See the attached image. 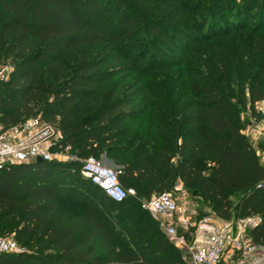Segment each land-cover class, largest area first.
<instances>
[{
  "label": "trees",
  "instance_id": "obj_1",
  "mask_svg": "<svg viewBox=\"0 0 264 264\" xmlns=\"http://www.w3.org/2000/svg\"><path fill=\"white\" fill-rule=\"evenodd\" d=\"M186 56L182 92L145 84ZM3 57V127L40 116L147 200L179 181L208 209L196 221L259 215L249 234L264 245V165L241 120L264 101V0H0ZM80 170L0 169V236L23 248L0 264H188L139 201L114 202Z\"/></svg>",
  "mask_w": 264,
  "mask_h": 264
},
{
  "label": "built area",
  "instance_id": "obj_2",
  "mask_svg": "<svg viewBox=\"0 0 264 264\" xmlns=\"http://www.w3.org/2000/svg\"><path fill=\"white\" fill-rule=\"evenodd\" d=\"M260 125V134L264 136V121ZM63 139V134L40 116L8 127L0 124V169L36 162L37 158L59 162L79 160L82 176L114 202L136 196L133 187L120 183L116 169L93 155L77 157L70 152V145H65ZM261 151L256 153L264 165V148ZM143 207L158 220L160 229L174 246L186 252L188 264H264V245L254 244L249 234L260 223L259 215L229 220L207 215L192 221L191 217L180 213L177 199L170 191L152 195ZM190 228L194 231L189 232L188 239L184 233ZM199 233H203L204 237H200ZM22 250L12 236H0V253Z\"/></svg>",
  "mask_w": 264,
  "mask_h": 264
},
{
  "label": "rangeland",
  "instance_id": "obj_3",
  "mask_svg": "<svg viewBox=\"0 0 264 264\" xmlns=\"http://www.w3.org/2000/svg\"><path fill=\"white\" fill-rule=\"evenodd\" d=\"M204 2L208 3L209 0H204ZM189 58L190 56H186L184 58V63H182L180 59H177L175 61L176 65L174 66H169L152 71L150 73V76L146 78L145 84H148L150 86L152 85V88L154 89L152 91L157 93L158 95L171 92L173 89H176L178 93L182 92V89L186 87L185 84L188 83V77L185 72V62L189 61ZM12 68L13 64L11 60L3 57L0 62V87L3 82L9 79V75L11 73ZM150 102L151 104H155L156 106H158L161 101L156 99H150ZM151 110H153L152 107H150V111ZM256 110L258 111V116L255 117L256 122L253 121L254 117L251 116V112L248 108H245L243 110L241 120L244 124L243 133L245 134L249 142L252 144V146L255 148V150L262 152L261 150L264 148V136L260 134V124L264 121V101L256 103ZM100 159L107 166L116 169L112 162L110 160H107L104 155H102ZM170 192L172 193V196L177 199L180 213L185 216L191 217L192 221H196L195 219L198 215H200V211H208V209L202 207V205L197 199V195L193 192V190L191 188H185L181 182H175ZM154 194V192L151 193V196ZM133 199L139 201L141 207L144 209L143 203H145L147 200L144 196H141L136 193V196L133 197ZM236 200V198H232L233 205L236 204ZM149 216L159 226L158 220L151 214ZM179 232L181 233L180 229ZM8 236L11 235L8 234ZM181 252L186 258V261L188 262V256L186 252L182 250Z\"/></svg>",
  "mask_w": 264,
  "mask_h": 264
},
{
  "label": "crops",
  "instance_id": "obj_4",
  "mask_svg": "<svg viewBox=\"0 0 264 264\" xmlns=\"http://www.w3.org/2000/svg\"><path fill=\"white\" fill-rule=\"evenodd\" d=\"M260 111H262V110H260ZM253 121L256 122L255 118H253ZM252 123H253V122H252ZM261 149H262V148H261ZM256 152H258V151L256 150ZM200 235H201V236H200ZM199 236L203 238V237H204V234H203V233H199Z\"/></svg>",
  "mask_w": 264,
  "mask_h": 264
},
{
  "label": "water",
  "instance_id": "obj_5",
  "mask_svg": "<svg viewBox=\"0 0 264 264\" xmlns=\"http://www.w3.org/2000/svg\"><path fill=\"white\" fill-rule=\"evenodd\" d=\"M41 161H42L41 158L36 159V162H41Z\"/></svg>",
  "mask_w": 264,
  "mask_h": 264
}]
</instances>
